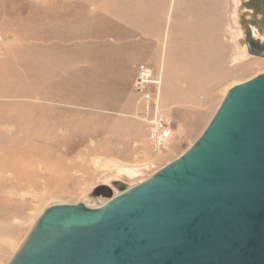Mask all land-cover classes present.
I'll return each instance as SVG.
<instances>
[{"label": "rangeland", "instance_id": "374dc122", "mask_svg": "<svg viewBox=\"0 0 264 264\" xmlns=\"http://www.w3.org/2000/svg\"><path fill=\"white\" fill-rule=\"evenodd\" d=\"M203 2L185 15L179 0H0V264L44 208L95 206L97 188L145 180L197 139L227 89L264 73V59L239 58L238 0ZM190 12L220 30L177 38ZM141 66L161 72L176 123L158 154L137 117Z\"/></svg>", "mask_w": 264, "mask_h": 264}, {"label": "water", "instance_id": "95a60500", "mask_svg": "<svg viewBox=\"0 0 264 264\" xmlns=\"http://www.w3.org/2000/svg\"><path fill=\"white\" fill-rule=\"evenodd\" d=\"M239 9L241 43L264 59V0ZM111 185L95 206L44 208L6 264H264V73L231 86L177 158Z\"/></svg>", "mask_w": 264, "mask_h": 264}, {"label": "built area", "instance_id": "2783aa9c", "mask_svg": "<svg viewBox=\"0 0 264 264\" xmlns=\"http://www.w3.org/2000/svg\"><path fill=\"white\" fill-rule=\"evenodd\" d=\"M162 76L161 72L141 66L134 80L133 89L138 97L137 117L145 125L148 141L154 153H159L170 139L174 128V119L161 111Z\"/></svg>", "mask_w": 264, "mask_h": 264}, {"label": "crops", "instance_id": "0c3cea01", "mask_svg": "<svg viewBox=\"0 0 264 264\" xmlns=\"http://www.w3.org/2000/svg\"><path fill=\"white\" fill-rule=\"evenodd\" d=\"M181 4H182V6H180ZM204 4L205 3L203 2V0H182V3H181V0H179V12H180L181 8L183 7L182 10H184L185 15H187L188 14L187 7H189V6L197 7L199 12H202V10H204V8H203ZM207 4H209V3H207ZM239 6H240V4H239ZM210 8L211 7H209V9ZM198 10H196V11H198ZM239 12L241 14L243 12V10L239 9ZM195 14L196 13H194V12H193V14H191V12H190V17L189 16H185V19H187L190 22L189 25H185V24L181 25L182 22H180V20H178V22L176 24V27H175L176 31H177L175 33V36L177 38H179V39L187 38V39H189L191 41L194 40V42H196L198 40L193 38L194 32H196L197 30H200V28H202V29H204L205 31L208 32L207 37H209V32L211 30H215V29H217V31L220 30V26H221L220 24L214 25V27L217 26V28H215V29H212L210 22H207V21L206 22H202L201 24H200V22L197 21V23L194 24V18H196L194 16ZM240 14L237 17V22H238L239 28L241 30V27H240V24H239V16H240ZM198 43L201 44V43H203V41L202 42L198 41Z\"/></svg>", "mask_w": 264, "mask_h": 264}, {"label": "bare ground", "instance_id": "6f19581e", "mask_svg": "<svg viewBox=\"0 0 264 264\" xmlns=\"http://www.w3.org/2000/svg\"><path fill=\"white\" fill-rule=\"evenodd\" d=\"M240 1L241 0H238V4H240ZM237 12H236V15H237V17H238V15L240 14V12L238 11V7H237V10H236ZM252 32H253V37L254 38H256V37H258V35L256 34V31L254 30V29H252ZM234 36V40L236 41V43H238V44H241V40H242V38H243V36H242V32H241V30L240 29H238V31L235 33V35H233ZM243 45V44H242ZM240 46V56H239V58L240 59H244V58H246L245 56H246V52H247V50H246V47L243 45V46ZM238 46V45H237ZM239 49V48H238ZM239 52V51H238ZM228 90V89H227ZM226 93V92H225ZM126 171V170H125Z\"/></svg>", "mask_w": 264, "mask_h": 264}]
</instances>
